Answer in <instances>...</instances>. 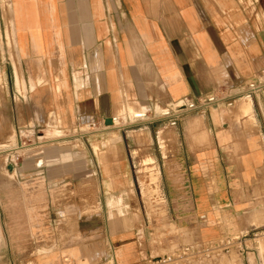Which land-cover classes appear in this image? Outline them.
Segmentation results:
<instances>
[{
  "label": "crops",
  "instance_id": "1",
  "mask_svg": "<svg viewBox=\"0 0 264 264\" xmlns=\"http://www.w3.org/2000/svg\"><path fill=\"white\" fill-rule=\"evenodd\" d=\"M9 1L15 63L0 65V264H264V100L244 94L264 73V0ZM127 105L135 121L126 115L119 126ZM67 115L78 130L101 115L102 135L123 142L129 125L149 133L159 196L114 193L131 186L128 158L117 168L88 164L104 195L90 196L96 212L75 213L67 227L57 213L66 197L49 190L64 185L47 167L79 175V163L59 166L80 148L11 159L17 133ZM109 117L119 124L105 125ZM38 165L46 169L34 173ZM78 197L67 199L76 206ZM151 220L175 228L162 245L152 243L161 233L150 232ZM185 246L198 256L156 262Z\"/></svg>",
  "mask_w": 264,
  "mask_h": 264
},
{
  "label": "rangeland",
  "instance_id": "2",
  "mask_svg": "<svg viewBox=\"0 0 264 264\" xmlns=\"http://www.w3.org/2000/svg\"><path fill=\"white\" fill-rule=\"evenodd\" d=\"M256 16V12L252 15ZM262 15V13H260ZM11 7H10V1L9 0H0V65L3 68H8V59L11 57L12 63L14 61L15 56V44H14V30L12 28V20H11ZM257 23L260 24L259 18L256 17ZM10 38V40H9ZM19 80V77H18ZM250 93L251 96L248 97V99H258V100H264V73L261 74L259 80L257 83H255L253 86L249 87L247 91H244V94ZM217 97H212L211 100H216ZM129 105L125 106L122 109L121 115L122 119L118 121L119 126L122 125H128L129 123L126 120V115L131 116V121H135V116L137 113H132L129 110ZM101 114V113H99ZM68 117V115L63 117V120L61 119V122L56 125L55 122H48L45 124H42L41 127H38L34 129V131L25 133L23 131L22 133H17L19 135V141L15 139L14 145H16V153L11 157L12 163H20L22 161L23 156H26L25 154L30 152L39 151L40 149H46L49 150L54 149V146H58L59 148L62 147L63 150H72L74 145L77 147V149L80 148V157H77L75 160H71L69 162H65L64 165H61L59 167H63L64 171L65 169H70V167H75L77 163L80 165V174H73L71 171H68V174L66 175L61 174L58 172V174H53L52 171H54L57 167L56 165L53 167L48 166L47 167V174L49 176V180L54 184L59 182V185H64L63 189L59 188L56 189L55 187L50 188V195H58V196H65L66 197V205H61V207L58 208L57 213L59 215H63L64 223L67 225V227H72V223L68 222V219L72 218L73 215L76 213L77 217L85 218L88 215L92 214L95 209V205L91 204L89 201L90 196H98V195H104L103 192L100 193L101 189L99 188L98 180L100 179L98 176H94V169L93 167H89V165H95L100 164L102 167V170L104 169V164L113 163V167L117 168L119 167V163L122 158H125L130 160L132 167L129 173V176H126L123 178L124 180H128V184L131 185L129 188H113V191L115 194L120 196L121 194H124L125 196L130 197H143L147 200L153 201L156 197L159 196L158 189H155L154 185L158 184L159 181V170H156L154 168L153 159H152V148H154V141L149 133L144 134L142 132H137L136 128L137 125H129L128 127L131 128L129 131L130 133V139L128 141H124L121 138V136L118 134L112 133V135H109L107 138L104 137L103 129H104V121L101 117V115L97 118V124H83L81 125V129L78 130V127L72 128L71 123H66L65 119ZM74 118V116H72ZM116 124V125H118ZM106 125V124H105ZM108 126V125H107ZM62 128V132H58L57 130ZM85 135V139H80L79 141L72 140V136L78 134V132ZM22 139H21V138ZM42 145V146H41ZM40 146V147H36ZM149 149L150 154H144L143 150ZM34 148V149H29ZM50 155V154H49ZM112 159L108 161L107 157ZM5 159H7L9 156H4ZM70 156L68 154H64L63 158L67 159ZM10 158V157H9ZM107 160V161H106ZM11 161V160H10ZM38 162V161H36ZM38 164H41L38 162ZM73 165V166H71ZM39 166V165H38ZM88 166V167H86ZM13 167H17L16 165H13ZM35 167L34 173L39 172L42 169H46V167L40 168ZM115 170V169H114ZM100 171V169H99ZM77 173V172H76ZM104 173V172H102ZM57 175H59L60 178H57ZM113 175L114 171H113ZM120 178V175L115 178ZM41 180H44L41 179ZM46 180V179H45ZM135 180V182H134ZM57 181V182H56ZM97 181V183H95ZM80 182V184H79ZM41 185V183H39ZM76 185V187H75ZM95 185H98V187L94 188ZM40 189V188H38ZM36 190V189H35ZM73 190V192H72ZM57 191V192H56ZM97 193V194H96ZM76 202L78 205L74 206L72 203V199H67L68 196H71L73 198H76ZM69 201V202H68ZM98 206V205H97ZM151 209V206H150ZM62 212V213H61ZM61 213V214H60ZM120 213H123V210L120 208ZM79 215V216H78ZM63 222L61 224L63 225ZM133 222H137L134 220ZM159 223L155 225V223ZM77 225V224H76ZM172 225H168L167 221H152L151 220V227L150 232H154L156 230L157 233H161L160 237H157L152 240V243L156 241L157 244H163V240L166 239L167 236H169V233H174L175 228L172 226V230H170V227ZM60 240V237H58ZM84 240V237H77L73 239V237L70 236H61V240L64 242H72L75 240ZM51 242H57L56 237H51ZM69 257H65L67 259ZM220 258H227V255H224Z\"/></svg>",
  "mask_w": 264,
  "mask_h": 264
},
{
  "label": "built area",
  "instance_id": "3",
  "mask_svg": "<svg viewBox=\"0 0 264 264\" xmlns=\"http://www.w3.org/2000/svg\"><path fill=\"white\" fill-rule=\"evenodd\" d=\"M229 247V242L227 243V248ZM205 253H212L211 248H206ZM201 253V250H200ZM199 250L197 247L194 246H185L183 248H180L179 250L175 251L174 253L166 256V257H160L156 260L158 263H169V262H177V261H188L194 256H198Z\"/></svg>",
  "mask_w": 264,
  "mask_h": 264
},
{
  "label": "bare ground",
  "instance_id": "4",
  "mask_svg": "<svg viewBox=\"0 0 264 264\" xmlns=\"http://www.w3.org/2000/svg\"><path fill=\"white\" fill-rule=\"evenodd\" d=\"M249 102V101H248ZM247 104V103H246ZM241 106V105H240ZM244 106V105H243ZM246 106V105H245ZM248 107V106H247ZM129 110H130V112H132V113H137V110L133 107V106H131V105H129ZM246 107H244V109H245ZM247 109V108H246ZM246 109H245V111H246ZM118 119L117 118H114V124L113 125H116V124H118ZM109 126V125H108Z\"/></svg>",
  "mask_w": 264,
  "mask_h": 264
},
{
  "label": "water",
  "instance_id": "5",
  "mask_svg": "<svg viewBox=\"0 0 264 264\" xmlns=\"http://www.w3.org/2000/svg\"><path fill=\"white\" fill-rule=\"evenodd\" d=\"M105 124L106 125H113L114 124V119L109 117V118H105Z\"/></svg>",
  "mask_w": 264,
  "mask_h": 264
}]
</instances>
